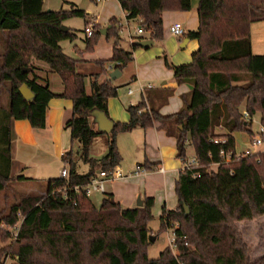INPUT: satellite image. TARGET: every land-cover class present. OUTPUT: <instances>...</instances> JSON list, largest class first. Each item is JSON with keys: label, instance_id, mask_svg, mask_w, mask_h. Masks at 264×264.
I'll use <instances>...</instances> for the list:
<instances>
[{"label": "trees", "instance_id": "1", "mask_svg": "<svg viewBox=\"0 0 264 264\" xmlns=\"http://www.w3.org/2000/svg\"><path fill=\"white\" fill-rule=\"evenodd\" d=\"M117 1L125 19L139 20L152 39L162 38L164 11L191 8V0ZM42 4L43 0H0V87L7 96V103L0 105V192L12 183L33 180L10 175L11 121L27 120L33 128H44L46 108L54 97L71 100L72 115L65 126L71 143H78V151L76 157L72 149L61 155L68 163L67 179L34 180V184H46V193H21L13 202L4 197L0 263L11 257L14 264H264V254L250 260L235 225L264 215V151L249 155L235 151L237 132L254 135L255 114L264 126V55L252 53L250 39L251 24L264 21V0H198V26L185 32L187 38L197 40L190 62L173 65L166 61L176 82L190 86L182 95V107L162 115L143 99L127 106L128 120H112L108 134L97 129L93 111L109 117L108 99L117 95L106 63L120 71L132 59L131 50L119 43L121 20H108L111 27L105 37L114 38L112 56L95 61L98 71L89 74L87 90V74L78 70L82 60L65 54L59 44L76 37L70 27L61 29L63 21L81 17L85 27L90 22L87 13L74 4L59 10H43ZM101 28L94 24L91 36L85 35L86 50L98 42ZM141 38L134 37L132 49ZM31 58L59 76L61 92L51 90L48 81L36 73L40 68ZM100 75H105L102 81ZM22 84L32 91V98L22 96ZM156 124L175 137L183 167L174 184L177 207H163L159 216L160 231L178 224L173 228L177 253L166 247L150 258L146 246L152 197H144L141 206L124 207L105 192L96 208L81 189L72 188L86 185L100 170L120 165L116 132ZM99 136H105L106 152L95 158L90 149ZM188 146L197 162L191 167L184 166ZM221 151L230 153L228 161L222 159ZM77 162L86 164L88 170L78 172Z\"/></svg>", "mask_w": 264, "mask_h": 264}, {"label": "crops", "instance_id": "2", "mask_svg": "<svg viewBox=\"0 0 264 264\" xmlns=\"http://www.w3.org/2000/svg\"><path fill=\"white\" fill-rule=\"evenodd\" d=\"M197 5L198 0H191L190 10L164 11L162 13L163 32L161 39L150 38L148 32L142 35H136L137 37L142 36L141 39L152 40V44L147 48H142L140 46L135 49L131 48V43L136 40H130L129 38L133 29H128L129 31L127 33L130 48L123 47L121 41L124 39L122 36L124 26L122 25L121 30H119V43L124 49L131 50L132 59L120 70V75L113 81L115 84V82L124 75L126 69L127 74L124 75L126 80L123 83L134 82L136 86L134 88L129 87L133 92L131 94L127 92L128 104H121L112 98L108 99V115L113 121L128 120L129 114L126 112L127 110L125 107L136 104L143 99L146 100L149 106L158 108L159 113L162 115L174 113L182 107V95L190 90V86L186 83L176 82L173 77V71L166 65V61L173 65L190 62L191 53L197 47V40L187 38L185 32L194 30L198 26ZM121 12L125 17V12L122 9ZM111 17L115 16H110L105 22L108 23ZM87 18L93 20L96 24H100L99 14L93 15L87 13ZM134 20L139 21L137 19H130V21ZM173 22H180L184 27L185 31L182 36L175 37L170 34L169 27ZM255 23H252L251 26ZM126 24L129 26V20H126ZM102 36L105 37V35ZM110 38L105 37L104 40H98L93 49L89 51L79 48L76 45L74 47L77 51V56L75 58L82 60L78 63V70L87 74L85 77L87 90H89L91 79L89 74L98 71V66L95 65V61L108 60L112 56L114 38L109 41ZM31 61L40 68L36 73L48 81L51 90L55 93L61 92L63 85L61 84L59 76L51 72L46 64L35 61L34 58H31ZM106 68L108 73L116 69L113 65H108V63H106ZM104 78L105 75H100L98 79L102 81ZM151 80L159 81L158 86L152 84V88L146 89L144 94L140 93L138 91V86L140 84L151 83ZM59 99H66L68 102L62 103ZM51 110H53L55 114L57 113L56 120H54L55 125L66 123L72 115L71 100L62 97L50 99L46 108L44 128H33L31 126V128H28L23 122H19L18 120L11 121L10 175L12 177L15 175H23L26 178L33 179L31 181L33 184L34 180L44 182L43 180L50 178L43 177V170H37L36 167L32 168V165H29V161L27 160L28 155L32 151L31 143H38V141L43 140V135L38 134L33 129H47L48 116ZM129 133H132L130 134L131 136H129L131 139L139 136L142 137V155H139L137 147L135 149V146L132 145L131 149L134 148L133 164H136L135 168L137 166H142L146 171L134 175L131 174V172L135 168L133 169L127 164L119 165V173L116 178L105 183V192L112 193L114 199L124 207L136 206L135 203L139 196L141 200H143L144 197H152L153 206L151 212L154 211L159 217L163 207L166 209H175L177 207L178 200L175 194L174 184L178 178L180 169L183 167V163L181 158L177 156L176 139L174 136L168 135L158 124L147 128L137 127L129 131ZM158 166L164 168L163 173L156 171ZM40 169L42 168L40 167ZM33 190L38 192L44 190V193H46L47 186L45 183H40L38 186L33 187Z\"/></svg>", "mask_w": 264, "mask_h": 264}, {"label": "rangeland", "instance_id": "3", "mask_svg": "<svg viewBox=\"0 0 264 264\" xmlns=\"http://www.w3.org/2000/svg\"><path fill=\"white\" fill-rule=\"evenodd\" d=\"M71 4H74L79 9L85 10L87 13H91L93 15L99 14L100 18V26L105 27L108 23L105 22L110 16H115L121 20L122 25L124 26V30L122 36L124 39L121 41V45L126 48L129 47L127 33L134 27L139 25V21H130L129 26L126 24L125 17L121 12V7L118 4L117 0H108L102 3H96L93 0H43L42 8L43 10H59L61 8H69ZM63 25L70 27L71 31L75 33L76 37L72 40L64 39L60 41V46L65 54L71 57L77 56V51L74 49L75 45L79 48L85 49L86 41H85V33L84 29V19L81 17H69L63 21ZM129 27V28H128ZM129 29V30H128ZM250 39L252 43V53L255 55H264V21L257 22L251 26L250 29ZM104 36H101L99 40H104ZM113 38H110L112 40ZM2 48V37L0 35V51ZM109 65V64H108ZM112 65V64H110ZM127 74V70L125 69L124 75ZM124 75L115 82L117 86V95L115 97H111L112 99L120 102L121 104H128V95L127 89L129 87L134 88L136 83L127 82L123 83L126 80ZM151 84L157 85L159 81L151 80ZM87 85V83H86ZM66 99H59L60 102H68ZM58 102V101H53ZM7 103V96L4 90L0 87V105H5ZM127 107H125L126 109ZM127 112V111H126ZM57 114V113H56ZM56 114L53 110L50 111L48 116V125L47 129H33L38 134L43 135V140L38 141V143H31V152L28 155L29 165L36 167L37 170H43V177H59L61 169L66 165L65 161L62 159L61 155L72 149V153L77 156L78 151V143L70 141V134L68 128L65 126V123L61 125H55L54 120H56ZM19 122H23L28 128H31L27 120H18ZM260 121L259 114H255L252 120L251 130L256 135L260 129ZM129 131L123 132L119 131L115 134V142L119 154L121 156L120 165H130L133 169L136 164H133L134 159V148L139 152L141 156L143 151V141L142 137L139 136L137 138L131 139ZM105 136H99L94 139L90 149V155L95 158H100L106 152L105 146ZM251 136L249 132L242 131L239 136L236 135L235 139V151L237 155H243L246 150H254L258 151L260 147L253 148L250 144ZM135 146L131 149V146ZM193 154V148L191 146L187 147V160L191 159ZM40 167L42 169H40ZM215 167V165H213ZM77 170L78 172H83L88 170V166L82 162H77ZM41 173V172H38ZM46 178L45 180H47ZM44 181V180H43ZM39 184H33L31 181H24L21 183H12L10 184L6 190L0 192V206H2L5 202L4 197L7 196L8 202L15 201L21 193L33 191L38 194H43L44 190L35 191L33 187L38 186ZM103 198V193H93L90 196V200L94 204L96 208L100 206L101 200ZM136 204V203H135ZM135 207V206H134ZM152 219L148 223V236H154V240H148L146 246V255L150 258H156L161 250L166 247H169L172 253L176 254V249H172L170 246V239L172 237L173 228H168L165 230L159 229V217L155 214L154 211L151 212ZM237 226L239 235L241 239L244 241L248 251L249 258L251 261L257 260L260 256L264 254V215L257 216L251 220H242L235 223ZM178 225H176L177 227ZM1 246V244H0ZM0 264H14V260L11 257H7Z\"/></svg>", "mask_w": 264, "mask_h": 264}, {"label": "built area", "instance_id": "4", "mask_svg": "<svg viewBox=\"0 0 264 264\" xmlns=\"http://www.w3.org/2000/svg\"><path fill=\"white\" fill-rule=\"evenodd\" d=\"M96 3H102L105 2L107 0H94ZM126 20V19H125ZM96 24L93 20H90V22L84 27V32L86 37L91 36V34L93 33V25ZM121 28H122V24H121ZM121 30V29H120ZM184 27L182 26V24L180 22H173L170 27H169V32L171 35L175 36V37H180L184 34ZM146 31L144 29L143 26H141L140 24L134 27L133 31L130 33L129 38L130 40H133L134 37L136 35H142L145 34ZM153 85L151 83H146V84H140L138 86V91L142 94H144L146 89H150L152 88ZM128 94H131L133 92V90L131 88H129L127 90ZM145 100V99H144ZM242 115L244 118L248 117V113L243 110L242 111ZM250 144L253 148H258L260 147V149L258 151H264V126L261 125L259 132L256 135H253L250 139ZM252 152H257L254 150H246L245 153L243 155H249ZM221 157L223 160L228 161L231 157L230 153L225 152V151H221L220 152ZM66 165L61 169L60 171V177L67 179L68 177V163L65 162ZM197 165L196 160L193 158V156L191 157V159H186L184 162V166L185 167H191V166H195ZM146 171L145 168H143L142 166H137L132 172L131 174L137 175V174H141L144 173ZM156 171L163 173L164 172V168L162 166H158L156 168ZM119 173V166H115L113 169L107 171V170H100L98 172V174L93 177L86 185L80 187L78 185L73 186V190L75 192H78L80 189L83 191V193L90 197L91 194L99 192V193H105V183L107 181H111L113 179L116 178V176ZM176 225H178L177 223L171 224V228H175ZM15 235V234H14ZM170 246L172 249H176V245H175V234L172 230V237L170 239Z\"/></svg>", "mask_w": 264, "mask_h": 264}, {"label": "water", "instance_id": "5", "mask_svg": "<svg viewBox=\"0 0 264 264\" xmlns=\"http://www.w3.org/2000/svg\"><path fill=\"white\" fill-rule=\"evenodd\" d=\"M110 27H111V24H108L107 26L102 27L99 30L100 34L106 35V33ZM61 29L65 31L68 29V27L65 25H62ZM135 44L137 46L142 47V48H147L148 46H150L152 44V40L141 39V40H137L135 42ZM26 70H27V68H26ZM119 75H120V71L118 69H114L111 72H109V77L112 80H115ZM19 91L25 99H30L33 96L32 91L27 87L26 84H22L19 87ZM93 121L96 123L97 129L99 130V132H101L103 134H108L113 127L112 119H110L104 112L96 110V109L93 111ZM237 136H239L238 132H237ZM142 202L143 201L141 200V198L139 196L136 200V206H141ZM184 209H185L186 213L189 212V209L186 205H184ZM149 239H150V241H153L154 236H150Z\"/></svg>", "mask_w": 264, "mask_h": 264}]
</instances>
